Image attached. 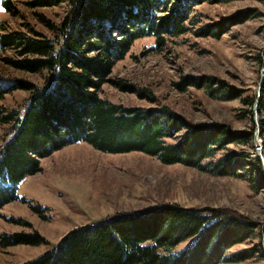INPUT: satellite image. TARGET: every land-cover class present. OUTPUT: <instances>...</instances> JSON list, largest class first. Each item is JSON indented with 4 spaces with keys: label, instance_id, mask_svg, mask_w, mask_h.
Returning <instances> with one entry per match:
<instances>
[{
    "label": "trees",
    "instance_id": "trees-1",
    "mask_svg": "<svg viewBox=\"0 0 264 264\" xmlns=\"http://www.w3.org/2000/svg\"><path fill=\"white\" fill-rule=\"evenodd\" d=\"M64 1L69 2L70 9L59 24L37 14L54 33L53 37L33 28L30 34L0 32V50L12 49L19 56H5L7 65L30 73L45 72L42 84L23 79L3 83L0 79V98L17 89L30 92L22 113L0 107V126H7L10 135L0 150V217L7 205L18 200V184L23 178L39 171L40 160L73 144L85 142L107 154L138 151L165 165L181 164L206 171L209 166L203 162L214 152L230 144L249 145L254 139V129L249 135L211 124L190 125L180 142L169 143L167 139L181 128L177 121L180 118L173 111L166 107H127L100 96L111 70L125 58L137 39L152 36L162 45L166 35L177 36L188 30L186 22L196 5L222 0H27L25 3L37 8ZM6 7L18 15L11 0ZM251 12L208 24L200 33L218 38L230 25L251 17ZM260 64L264 69V60L260 59ZM203 83L200 79L198 85ZM183 84L194 82L186 79ZM218 91L223 99H243L264 115V81L260 93L250 99L243 98V91L234 86L222 84ZM140 95H145L143 90ZM243 158L244 155L221 158L213 172L237 177L240 168L245 170L252 165L251 168L263 173L256 182L252 175L253 188L264 189L261 161L243 162ZM256 238L261 242L254 247L230 253L235 246ZM43 242L44 238L37 233L0 234L2 248L38 246ZM188 242L183 250L177 251ZM253 259L264 260V225L230 211L158 205L74 229L52 250L26 264H224Z\"/></svg>",
    "mask_w": 264,
    "mask_h": 264
},
{
    "label": "rangeland",
    "instance_id": "rangeland-1",
    "mask_svg": "<svg viewBox=\"0 0 264 264\" xmlns=\"http://www.w3.org/2000/svg\"><path fill=\"white\" fill-rule=\"evenodd\" d=\"M0 0V32L30 29L54 36L39 20L44 14L59 24L70 9L68 1L51 7L32 8L27 0H11L18 15ZM252 10L251 17L230 25L220 37L201 35L202 28L230 16ZM188 30L177 36L137 39L124 59L111 70L100 96L127 107H166L177 116L181 127L168 138L180 142L190 125H224L233 133H253L249 145L230 144L214 152L203 162L206 171L181 164L165 165L142 152L107 154L80 142L39 162V171L27 175L18 184V200L7 205L0 217V234H39L38 246L0 247V264H26L56 247L71 231L96 225L116 215L135 213L158 205H176L185 209H213L235 213L264 225V189L253 188L263 173L248 166L237 177L218 176L214 166L221 158L259 159L264 167V115L249 107L243 99L225 100L220 85L234 86L250 99L260 93L264 81V0H222L196 5L186 22ZM215 30V29H213ZM19 57L12 49L0 50V79L4 83L23 79L44 82V73L20 71L7 65L4 57ZM186 79L194 84L184 86ZM202 79L203 85L199 86ZM197 84V85H196ZM131 86L134 89H126ZM141 90L145 95L141 96ZM30 92L17 89L0 98V107L24 111ZM252 110V111H250ZM167 127V123L163 122ZM170 125V124H169ZM168 129V128H166ZM7 126H0V150L8 140ZM211 163V164H210ZM251 171V173H250ZM256 238L235 246L230 253L252 248ZM184 243L177 251L183 250ZM264 264L253 259L243 263Z\"/></svg>",
    "mask_w": 264,
    "mask_h": 264
}]
</instances>
